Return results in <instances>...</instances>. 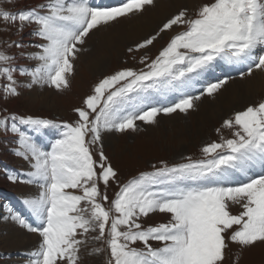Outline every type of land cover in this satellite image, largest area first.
<instances>
[{
	"label": "snow or ice",
	"instance_id": "6c2138e0",
	"mask_svg": "<svg viewBox=\"0 0 264 264\" xmlns=\"http://www.w3.org/2000/svg\"><path fill=\"white\" fill-rule=\"evenodd\" d=\"M155 5L156 0L108 6L41 0L15 12L0 8V22L16 27L17 34L35 26L29 45L35 51L15 53L10 50L23 49L22 42L0 41V101L36 86L69 89L75 62L94 31ZM169 31L174 34L155 58L146 51L140 57L142 68H122L100 79L73 108L72 121L0 108V135L12 138L13 154L28 165L5 170L6 179L38 189L21 200L23 211L6 205L7 215L0 217L40 237L24 253L25 264H83L82 252L102 254L107 264H225L233 246L264 245V98L225 119L216 131L230 129L231 137L205 144L198 159L161 160L121 183L104 152L105 132L136 131L137 121L153 124L161 113H187L234 78L228 69L241 79L264 72V0H211L181 8L128 52L147 50ZM20 59L32 63L19 64ZM218 69L223 77L209 81ZM154 93L175 94V102L156 106ZM112 183L118 190L110 199ZM237 206L241 210L233 214ZM155 213L168 219L145 226L144 219ZM90 244L97 245L91 253Z\"/></svg>",
	"mask_w": 264,
	"mask_h": 264
},
{
	"label": "rangeland",
	"instance_id": "374dc122",
	"mask_svg": "<svg viewBox=\"0 0 264 264\" xmlns=\"http://www.w3.org/2000/svg\"><path fill=\"white\" fill-rule=\"evenodd\" d=\"M204 2H211V0H205ZM18 3L19 5H16ZM21 3H24V6L21 7ZM200 3L194 4L193 8L195 9ZM29 7H33L29 0H14V3L11 4L7 3L6 0H0V8L13 12ZM34 27V25L25 26L23 31L17 34L16 27L0 22V41L22 42L25 46L23 49L12 48L10 50L15 53L35 51L34 48L29 46L34 39L30 35ZM8 28L10 30H6ZM154 33L153 31L152 34ZM173 34L172 31L162 34V37L158 38L147 50L129 53L128 48L134 47L137 42L122 46L117 55L114 54L113 57L111 54V59L108 60L103 71L98 74L85 72V61L79 56L74 65L75 73L70 78L69 89L57 91L54 88H39L38 86L31 90L21 89V94L18 97L8 101H0V108H7L8 112L21 115H33L57 121H72L76 118L73 108L81 106L83 98L91 93L92 88L100 79L122 68H142L140 57L145 54V51L148 56L155 58ZM18 63L30 64L32 62L20 59ZM230 73L231 71H228V74ZM223 75H209L208 80L214 81L216 77L222 78ZM231 76L234 77L233 79L240 77L237 71L233 72ZM200 87L198 86L194 91V95L199 94ZM219 93L214 94L212 97L202 96L194 102L195 107L189 109L187 113L176 112L167 116L161 113L156 117V122L153 124L137 121L136 131L125 133L105 132L102 137L103 149L112 166L118 172V180L123 183L137 176L140 172L150 171L151 165L158 164L161 160L174 164L181 162L182 158L187 156L194 159L200 158L202 146L212 141L219 142L221 135L226 138L231 137L230 129H221L220 133L216 131L221 128L225 119L232 116L236 111L243 110L249 104L259 102L261 98H264V91H259L236 108L233 106L231 108L229 105L222 108V105H217L220 111H216L214 108L213 113H210L209 110L207 114H204L205 117H201L198 105L203 99L217 101L221 97ZM175 99V94L161 95L154 93L152 103L156 106H167L174 103ZM40 100H43L45 104ZM13 147L12 138L0 135V217L7 215L6 205L23 211L21 200L27 195L38 192V189L34 186L10 183L6 179L5 170L18 172L28 168L25 161L13 154ZM101 189L103 190V185H101ZM22 190L23 192H21ZM117 190V185L112 183L107 192L110 199L113 198ZM240 210L238 206L231 209L233 214H237ZM167 219L166 214L155 213L144 219V225H154L165 222ZM25 233L31 234L33 239L25 237ZM29 240L31 241L29 242ZM39 241L40 237L37 234L28 232L10 219H0V264H25L24 253L34 249ZM14 243L20 244L13 247ZM95 246L97 245L90 244L87 252L91 253ZM141 246L137 245V247ZM153 246H156L155 242H153ZM82 255L84 256L83 264H107V257L102 254L88 255L82 252ZM225 264H264V245L247 249L233 246L228 253Z\"/></svg>",
	"mask_w": 264,
	"mask_h": 264
},
{
	"label": "bare ground",
	"instance_id": "6f19581e",
	"mask_svg": "<svg viewBox=\"0 0 264 264\" xmlns=\"http://www.w3.org/2000/svg\"><path fill=\"white\" fill-rule=\"evenodd\" d=\"M204 1L205 0H156L155 7H149L143 15L134 16L131 19H121L119 22H114L110 26L101 27L98 31H94L90 38L87 39V43L84 46L87 50L79 54L81 59L85 61V72L91 74L102 72L108 60L111 59V54L112 56L114 54L117 55L122 46L124 47L125 45L139 42L151 35L153 31L156 32L167 18L178 12L181 8L187 7L193 10L195 5ZM29 2L32 6H35L41 2V0H29ZM91 2L95 5L108 6L115 5V3H119L120 0H91ZM16 5H19V3ZM20 6H24V3H21ZM228 71H231L230 75L235 72V70L231 69H228L227 72ZM223 74H225L224 71L218 69L210 75L222 76ZM259 91H264V72L256 71L251 77L243 79L238 77V79H232V81H229L220 91V99L217 101L203 99L200 105H198L199 115L205 117L204 114H207L209 110L210 113H213L214 108L216 111H220L217 105H222V108L228 105L236 108V106L249 100L250 96ZM40 101L45 104L43 100ZM21 192H23V190ZM25 237H31V240L33 239L31 234L25 233ZM31 240H29V242ZM19 244L20 243H14L13 247L15 245L19 246Z\"/></svg>",
	"mask_w": 264,
	"mask_h": 264
}]
</instances>
